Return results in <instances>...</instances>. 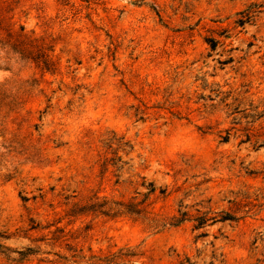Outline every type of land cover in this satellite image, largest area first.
Instances as JSON below:
<instances>
[{
	"label": "rangeland",
	"instance_id": "rangeland-1",
	"mask_svg": "<svg viewBox=\"0 0 264 264\" xmlns=\"http://www.w3.org/2000/svg\"><path fill=\"white\" fill-rule=\"evenodd\" d=\"M9 32L56 70L0 45V264H264V0H0Z\"/></svg>",
	"mask_w": 264,
	"mask_h": 264
},
{
	"label": "trees",
	"instance_id": "trees-1",
	"mask_svg": "<svg viewBox=\"0 0 264 264\" xmlns=\"http://www.w3.org/2000/svg\"><path fill=\"white\" fill-rule=\"evenodd\" d=\"M0 45L3 49H6L7 52L18 55L21 60H32L37 64H41L42 68L46 71L56 70L48 54V52L52 50L45 48L44 43L39 44L38 40L31 38V36H27L23 33L9 32L6 34L5 38L0 39ZM18 99V96L15 95L13 101L15 102ZM142 187H144V185H142ZM148 187H150V193L155 191L153 184H149ZM89 211L98 212L99 214L111 217L126 215L140 216L143 213V210L139 208L138 204L113 203L109 205L107 202L102 204L95 203L91 206ZM179 215L180 217L173 218V221L170 223L171 226H178L181 224L185 220L187 212H181ZM230 219L231 218H223V221ZM196 222L195 228L201 229L205 226L207 220L204 217H198Z\"/></svg>",
	"mask_w": 264,
	"mask_h": 264
}]
</instances>
